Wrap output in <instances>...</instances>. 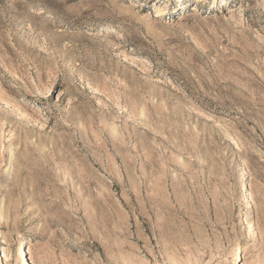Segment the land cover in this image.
Returning a JSON list of instances; mask_svg holds the SVG:
<instances>
[{
	"label": "rangeland",
	"instance_id": "rangeland-1",
	"mask_svg": "<svg viewBox=\"0 0 264 264\" xmlns=\"http://www.w3.org/2000/svg\"><path fill=\"white\" fill-rule=\"evenodd\" d=\"M22 244L264 264V0H0V264Z\"/></svg>",
	"mask_w": 264,
	"mask_h": 264
},
{
	"label": "bare ground",
	"instance_id": "bare-ground-1",
	"mask_svg": "<svg viewBox=\"0 0 264 264\" xmlns=\"http://www.w3.org/2000/svg\"><path fill=\"white\" fill-rule=\"evenodd\" d=\"M242 192L243 194L248 195V185L246 183L243 184ZM19 258L21 259L22 264H29L27 248L24 247V244L21 245V250L19 251Z\"/></svg>",
	"mask_w": 264,
	"mask_h": 264
}]
</instances>
